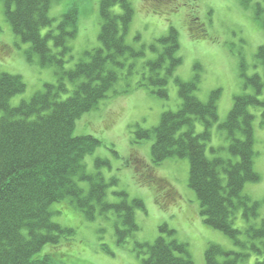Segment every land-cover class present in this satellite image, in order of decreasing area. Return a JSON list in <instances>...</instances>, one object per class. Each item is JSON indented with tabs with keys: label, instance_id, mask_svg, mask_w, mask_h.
<instances>
[{
	"label": "trees",
	"instance_id": "16d2710c",
	"mask_svg": "<svg viewBox=\"0 0 264 264\" xmlns=\"http://www.w3.org/2000/svg\"><path fill=\"white\" fill-rule=\"evenodd\" d=\"M1 1L14 33L31 44L42 65L56 68L58 82L45 84L30 100L12 106V98L25 91L26 83L21 75L0 72V264H63L55 262L43 249L48 244H59L75 232L52 220V205L64 199H70L89 220L96 219L98 214L115 213L117 243L124 245L139 230L136 210L145 209V204L139 198L128 200L126 193H120L119 202L107 200L109 183L101 174L89 173L84 162L101 141L90 134L75 135L74 130L83 114L96 109L109 96L129 56L143 55L125 41L133 19L130 0H100L101 46L85 51V58L72 68H66L65 57L72 52L69 40L78 31L77 6L65 12L54 26L55 19L50 14L54 0ZM116 5L122 13L114 12ZM242 5L249 7L251 0H242ZM255 9L260 19V5L255 4ZM198 35L204 37L206 33ZM150 48L158 55L146 62L148 70L138 86L151 87L153 93L168 98L169 77L183 61L178 53L177 31L171 29ZM258 57L264 61V46L259 48ZM134 66L130 63L124 76H131ZM68 82L73 84L72 90ZM175 82L182 100L179 109L165 111L157 126L142 130L138 137L154 138V165L168 158H188L189 186L198 196L204 222L224 233L239 248L227 251L219 244H211L205 251L206 264H247L252 254L258 257L255 264H264V219L258 221L260 203L243 191L246 183L260 178L254 168L255 116L250 108L264 105L258 98L264 77L255 74L247 78L246 82L254 86V94L236 96L227 120L221 124L227 131L228 151L237 160L209 158L206 154L211 128L218 121L220 91H213L209 100L203 102L196 95L198 75L190 81L175 77ZM68 92L70 95L62 99ZM195 121L202 123L203 132H195ZM184 127L187 129L181 132ZM102 163L98 159L96 166ZM78 181L90 184L87 192ZM238 210H242L247 223L243 229L234 225ZM161 230L169 235L174 233L167 224ZM136 244L147 254L144 264H194L187 244L176 239L160 235L153 243Z\"/></svg>",
	"mask_w": 264,
	"mask_h": 264
},
{
	"label": "rangeland",
	"instance_id": "374dc122",
	"mask_svg": "<svg viewBox=\"0 0 264 264\" xmlns=\"http://www.w3.org/2000/svg\"><path fill=\"white\" fill-rule=\"evenodd\" d=\"M133 19L129 24L125 41L139 57H130L127 65L120 69V80L109 96L102 99L96 109L83 114L77 121L75 135L90 134L101 141V145L84 160L86 169L92 174H101L109 183L107 200L119 202L120 193L128 200H143L145 209L136 210L139 230L128 238L124 245L117 243L115 235L116 214H98L89 220L70 199L52 205V220L75 230L74 234L62 238L57 245L44 246L57 263L63 264H144L146 255L137 247L138 242L153 243L162 235L168 240L176 239L188 246L194 264H206L205 251L211 244H219L227 251L239 248L224 233L208 226L201 215V205L196 192L189 186L190 163L188 158H168L159 165L152 163L151 149L154 138L139 139L144 129H151L160 122L165 111H176L182 100L175 77L190 81L199 78L197 97L207 102L210 94L220 91L218 121L211 128V139L206 142L209 158L217 156L232 158L229 151L227 131L221 124L227 120L236 96L254 94L248 77L259 74L264 77V61L258 57L264 46V0H251L245 7L242 0H130ZM255 4L260 5L261 18L256 16ZM72 6L79 10L78 31L69 40L72 52L66 56V68H72L85 51L100 47L101 29L100 0H54L50 9L55 19L54 26ZM114 12L122 13L119 5ZM175 29L180 44L182 64L169 77L168 98L152 92L151 87L138 86L148 68L146 62L157 57L150 45L158 38ZM47 29L43 30L45 32ZM204 31L206 36L198 35ZM53 45V41H50ZM55 51L57 49L55 48ZM134 63V73L124 74L129 64ZM164 69L161 71L164 74ZM0 72L21 75L26 83L24 92L15 95L12 106L30 100L47 83H57L56 68L42 65L31 44L25 42L12 30L6 19L4 3L0 2ZM126 77V78H125ZM70 90L73 84L68 82ZM114 90L117 94H114ZM126 90V91H124ZM71 92L65 93V99ZM264 101V88L258 96ZM255 116V160L254 168L259 181L248 182L244 194L260 203L258 221L264 219V105L252 106ZM187 128L184 127L181 132ZM204 126L195 121V132L201 133ZM100 159L103 163L96 166ZM224 183H226L225 174ZM77 179V178H76ZM87 192L90 184L78 181ZM167 224L174 230L172 235L161 230ZM234 225L243 229L247 223L242 210L236 212ZM257 256L252 254L247 264H255ZM223 260V258H220Z\"/></svg>",
	"mask_w": 264,
	"mask_h": 264
}]
</instances>
